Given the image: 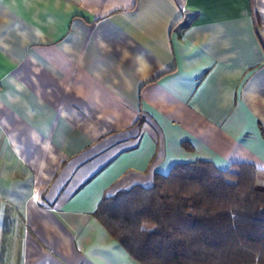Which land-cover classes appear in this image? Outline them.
<instances>
[{
  "label": "crops",
  "instance_id": "obj_1",
  "mask_svg": "<svg viewBox=\"0 0 264 264\" xmlns=\"http://www.w3.org/2000/svg\"><path fill=\"white\" fill-rule=\"evenodd\" d=\"M195 160L264 171V0H0V264H142L94 212Z\"/></svg>",
  "mask_w": 264,
  "mask_h": 264
},
{
  "label": "trees",
  "instance_id": "obj_2",
  "mask_svg": "<svg viewBox=\"0 0 264 264\" xmlns=\"http://www.w3.org/2000/svg\"><path fill=\"white\" fill-rule=\"evenodd\" d=\"M94 215L142 264H264V171L253 164L180 162L151 187L103 197Z\"/></svg>",
  "mask_w": 264,
  "mask_h": 264
}]
</instances>
